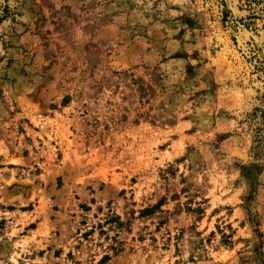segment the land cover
Wrapping results in <instances>:
<instances>
[{
	"label": "rangeland",
	"instance_id": "374dc122",
	"mask_svg": "<svg viewBox=\"0 0 264 264\" xmlns=\"http://www.w3.org/2000/svg\"><path fill=\"white\" fill-rule=\"evenodd\" d=\"M0 19V264H264V0Z\"/></svg>",
	"mask_w": 264,
	"mask_h": 264
},
{
	"label": "trees",
	"instance_id": "16d2710c",
	"mask_svg": "<svg viewBox=\"0 0 264 264\" xmlns=\"http://www.w3.org/2000/svg\"><path fill=\"white\" fill-rule=\"evenodd\" d=\"M2 19H0V22H1ZM263 117V116H262ZM264 123V122H263Z\"/></svg>",
	"mask_w": 264,
	"mask_h": 264
}]
</instances>
